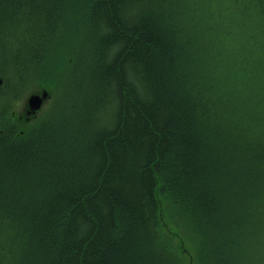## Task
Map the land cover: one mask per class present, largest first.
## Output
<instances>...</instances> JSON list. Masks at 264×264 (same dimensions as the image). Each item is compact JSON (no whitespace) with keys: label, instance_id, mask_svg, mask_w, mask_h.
<instances>
[{"label":"trees","instance_id":"16d2710c","mask_svg":"<svg viewBox=\"0 0 264 264\" xmlns=\"http://www.w3.org/2000/svg\"><path fill=\"white\" fill-rule=\"evenodd\" d=\"M0 80V264H264V0H0Z\"/></svg>","mask_w":264,"mask_h":264},{"label":"water","instance_id":"95a60500","mask_svg":"<svg viewBox=\"0 0 264 264\" xmlns=\"http://www.w3.org/2000/svg\"><path fill=\"white\" fill-rule=\"evenodd\" d=\"M2 81L0 80V85ZM50 94L48 91L43 90L38 93H32L26 98V109L25 116L27 117V121L31 118H36L39 112L43 109L45 103L49 100Z\"/></svg>","mask_w":264,"mask_h":264},{"label":"clouds","instance_id":"9594fccd","mask_svg":"<svg viewBox=\"0 0 264 264\" xmlns=\"http://www.w3.org/2000/svg\"><path fill=\"white\" fill-rule=\"evenodd\" d=\"M13 107L15 111H17L18 113H21L22 108H23L22 101H19V100L15 101Z\"/></svg>","mask_w":264,"mask_h":264},{"label":"rangeland","instance_id":"374dc122","mask_svg":"<svg viewBox=\"0 0 264 264\" xmlns=\"http://www.w3.org/2000/svg\"><path fill=\"white\" fill-rule=\"evenodd\" d=\"M24 101H25V99L22 101V106L24 105ZM25 108H26V106H25Z\"/></svg>","mask_w":264,"mask_h":264},{"label":"bare ground","instance_id":"6f19581e","mask_svg":"<svg viewBox=\"0 0 264 264\" xmlns=\"http://www.w3.org/2000/svg\"><path fill=\"white\" fill-rule=\"evenodd\" d=\"M45 106V105H44ZM44 108V107H43Z\"/></svg>","mask_w":264,"mask_h":264}]
</instances>
